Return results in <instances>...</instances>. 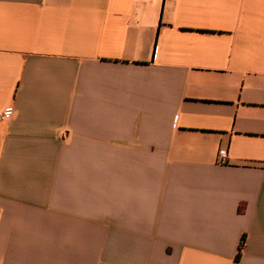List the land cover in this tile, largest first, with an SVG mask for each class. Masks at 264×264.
I'll return each instance as SVG.
<instances>
[{"label": "crops", "instance_id": "0c3cea01", "mask_svg": "<svg viewBox=\"0 0 264 264\" xmlns=\"http://www.w3.org/2000/svg\"><path fill=\"white\" fill-rule=\"evenodd\" d=\"M8 106L0 264H264V0H0Z\"/></svg>", "mask_w": 264, "mask_h": 264}, {"label": "built area", "instance_id": "2783aa9c", "mask_svg": "<svg viewBox=\"0 0 264 264\" xmlns=\"http://www.w3.org/2000/svg\"><path fill=\"white\" fill-rule=\"evenodd\" d=\"M14 113H15V108L13 106H8L1 111L0 119L2 121H8L12 119V117L14 116ZM225 159H226V151L221 150L220 151V161L222 163H225Z\"/></svg>", "mask_w": 264, "mask_h": 264}, {"label": "trees", "instance_id": "16d2710c", "mask_svg": "<svg viewBox=\"0 0 264 264\" xmlns=\"http://www.w3.org/2000/svg\"><path fill=\"white\" fill-rule=\"evenodd\" d=\"M245 244H246V237L243 236L242 239H241L240 245H239L237 260H239L241 258L243 249L245 247Z\"/></svg>", "mask_w": 264, "mask_h": 264}]
</instances>
